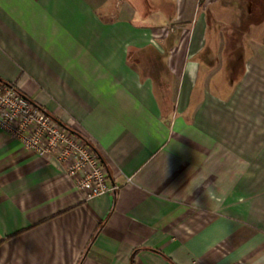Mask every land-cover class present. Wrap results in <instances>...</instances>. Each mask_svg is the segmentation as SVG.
Segmentation results:
<instances>
[{"label": "crops", "instance_id": "crops-1", "mask_svg": "<svg viewBox=\"0 0 264 264\" xmlns=\"http://www.w3.org/2000/svg\"><path fill=\"white\" fill-rule=\"evenodd\" d=\"M235 1L0 0V84L116 188L84 201L0 130V264H264V61L202 11ZM179 16L186 37L157 36Z\"/></svg>", "mask_w": 264, "mask_h": 264}, {"label": "built area", "instance_id": "built-area-1", "mask_svg": "<svg viewBox=\"0 0 264 264\" xmlns=\"http://www.w3.org/2000/svg\"><path fill=\"white\" fill-rule=\"evenodd\" d=\"M180 0H177L179 3ZM173 26L162 28L168 36ZM40 109L16 84H0V130L37 157L54 160L84 201L115 191L108 185L107 171L98 155L68 124Z\"/></svg>", "mask_w": 264, "mask_h": 264}, {"label": "rangeland", "instance_id": "rangeland-1", "mask_svg": "<svg viewBox=\"0 0 264 264\" xmlns=\"http://www.w3.org/2000/svg\"><path fill=\"white\" fill-rule=\"evenodd\" d=\"M174 3L176 7H178L177 0H174ZM249 3V0H237L232 3H218L219 5L207 6L206 9L202 11L204 13L207 12L211 16L210 29L216 28L215 25L236 26L234 31H224L220 32V34H223V38L233 37L252 41L254 43V46H252V54L260 61H264V0H260L259 6H253L261 13L260 18L258 19L259 22L257 21L258 24H256V26L250 25L248 31L243 29L240 31L239 28L245 27L243 21L246 19V13L251 9ZM244 10H246V12H244ZM176 16L178 17V11L176 12ZM180 17L181 16H179V18ZM181 19L182 18L178 19L175 25H173V32L170 33L166 39H179L182 36H187V28L189 26H187L188 24L184 23ZM215 34V32L213 34V32L210 31L209 38H218L219 36H216ZM248 50H250V48H248ZM161 82L162 86L165 85V80H162Z\"/></svg>", "mask_w": 264, "mask_h": 264}, {"label": "trees", "instance_id": "trees-1", "mask_svg": "<svg viewBox=\"0 0 264 264\" xmlns=\"http://www.w3.org/2000/svg\"><path fill=\"white\" fill-rule=\"evenodd\" d=\"M203 2H204V0H200V4L201 5L203 4ZM249 2H250L249 3L250 8H252L253 5H255V4H256V6H259L260 5L259 4L260 3V0H249ZM71 131L74 132V133H76L77 135H79L81 138H83L85 140V142L89 146L92 147V149L95 151V153L98 155V157L100 159L99 152H98L97 148L93 145V143H91V141L83 133H81L80 131H77L76 129H72V128H71ZM100 161H101V159H100Z\"/></svg>", "mask_w": 264, "mask_h": 264}, {"label": "water", "instance_id": "water-1", "mask_svg": "<svg viewBox=\"0 0 264 264\" xmlns=\"http://www.w3.org/2000/svg\"><path fill=\"white\" fill-rule=\"evenodd\" d=\"M60 125H62V124H60Z\"/></svg>", "mask_w": 264, "mask_h": 264}]
</instances>
